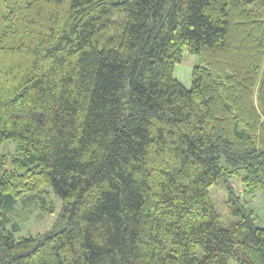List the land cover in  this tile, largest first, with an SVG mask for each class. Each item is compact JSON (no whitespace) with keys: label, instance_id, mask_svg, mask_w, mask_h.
Segmentation results:
<instances>
[{"label":"trees","instance_id":"16d2710c","mask_svg":"<svg viewBox=\"0 0 264 264\" xmlns=\"http://www.w3.org/2000/svg\"><path fill=\"white\" fill-rule=\"evenodd\" d=\"M8 140L0 264H264L252 212L229 187L226 226L210 194L264 192V0H0ZM46 186L68 226L16 239Z\"/></svg>","mask_w":264,"mask_h":264},{"label":"rangeland","instance_id":"374dc122","mask_svg":"<svg viewBox=\"0 0 264 264\" xmlns=\"http://www.w3.org/2000/svg\"><path fill=\"white\" fill-rule=\"evenodd\" d=\"M197 57L191 53L184 54L182 62L176 66L175 76L187 87L192 85V72L197 64ZM16 143L13 140L4 141L0 145V174L4 168L1 163L3 156L11 157L16 154ZM6 168H11L7 164ZM242 174L226 178L222 177L210 188V194L214 206L220 215L222 222L229 226L240 218L233 213V204L230 201L232 188L235 195L239 196L245 207L252 212L254 224L264 228V192L254 191L245 193L242 182ZM62 201L56 195L52 186H46L35 193H29L24 200L15 204L13 217H10L9 228H17L15 238L37 235L39 233L57 232L66 228L67 221L62 219ZM10 214V213H9ZM230 264H235L231 262Z\"/></svg>","mask_w":264,"mask_h":264}]
</instances>
